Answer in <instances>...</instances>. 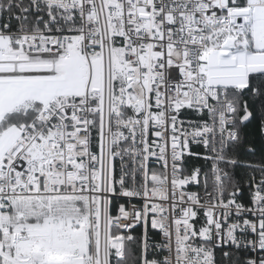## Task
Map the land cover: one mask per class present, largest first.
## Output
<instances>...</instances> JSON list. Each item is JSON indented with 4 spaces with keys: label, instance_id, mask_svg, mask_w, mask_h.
Here are the masks:
<instances>
[{
    "label": "snow or ice",
    "instance_id": "1",
    "mask_svg": "<svg viewBox=\"0 0 264 264\" xmlns=\"http://www.w3.org/2000/svg\"><path fill=\"white\" fill-rule=\"evenodd\" d=\"M257 140L264 0H0V264H264Z\"/></svg>",
    "mask_w": 264,
    "mask_h": 264
},
{
    "label": "trees",
    "instance_id": "2",
    "mask_svg": "<svg viewBox=\"0 0 264 264\" xmlns=\"http://www.w3.org/2000/svg\"><path fill=\"white\" fill-rule=\"evenodd\" d=\"M264 147V142L257 140V148ZM259 155V151L257 152V156Z\"/></svg>",
    "mask_w": 264,
    "mask_h": 264
}]
</instances>
